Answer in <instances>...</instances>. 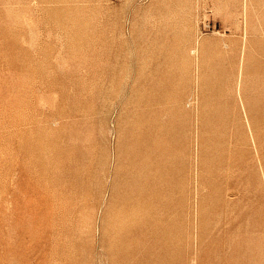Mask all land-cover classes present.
Segmentation results:
<instances>
[{
  "label": "rangeland",
  "instance_id": "1",
  "mask_svg": "<svg viewBox=\"0 0 264 264\" xmlns=\"http://www.w3.org/2000/svg\"><path fill=\"white\" fill-rule=\"evenodd\" d=\"M0 264H264V0H0Z\"/></svg>",
  "mask_w": 264,
  "mask_h": 264
}]
</instances>
